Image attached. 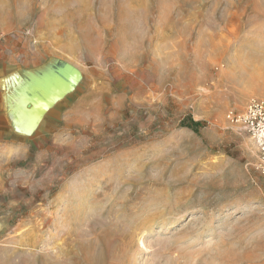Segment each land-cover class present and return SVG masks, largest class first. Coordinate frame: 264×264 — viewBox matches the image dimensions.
Returning a JSON list of instances; mask_svg holds the SVG:
<instances>
[{
  "label": "rangeland",
  "instance_id": "rangeland-1",
  "mask_svg": "<svg viewBox=\"0 0 264 264\" xmlns=\"http://www.w3.org/2000/svg\"><path fill=\"white\" fill-rule=\"evenodd\" d=\"M253 99L264 0H0V264H264Z\"/></svg>",
  "mask_w": 264,
  "mask_h": 264
},
{
  "label": "built area",
  "instance_id": "built-area-1",
  "mask_svg": "<svg viewBox=\"0 0 264 264\" xmlns=\"http://www.w3.org/2000/svg\"><path fill=\"white\" fill-rule=\"evenodd\" d=\"M228 118L233 122L243 124L257 144L261 155V169L264 171V101L251 100L247 108L241 112L231 111Z\"/></svg>",
  "mask_w": 264,
  "mask_h": 264
},
{
  "label": "bare ground",
  "instance_id": "bare-ground-1",
  "mask_svg": "<svg viewBox=\"0 0 264 264\" xmlns=\"http://www.w3.org/2000/svg\"><path fill=\"white\" fill-rule=\"evenodd\" d=\"M109 228V227H108ZM107 229V227H106ZM108 230V229H107ZM130 234V233H129ZM109 246V245H108ZM101 251V250H100ZM110 259H89V260H84L86 264H106V261ZM81 260H73V262H80ZM125 264V263H124Z\"/></svg>",
  "mask_w": 264,
  "mask_h": 264
}]
</instances>
